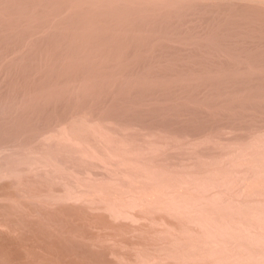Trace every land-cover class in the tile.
<instances>
[{
  "label": "rangeland",
  "instance_id": "obj_1",
  "mask_svg": "<svg viewBox=\"0 0 264 264\" xmlns=\"http://www.w3.org/2000/svg\"><path fill=\"white\" fill-rule=\"evenodd\" d=\"M0 231L37 239L0 264H264V0H0Z\"/></svg>",
  "mask_w": 264,
  "mask_h": 264
},
{
  "label": "bare ground",
  "instance_id": "obj_2",
  "mask_svg": "<svg viewBox=\"0 0 264 264\" xmlns=\"http://www.w3.org/2000/svg\"><path fill=\"white\" fill-rule=\"evenodd\" d=\"M19 241L20 242L27 241L30 243H36L37 239L34 237V235H21L18 237V236L9 235L3 231H0V249H6L8 251L10 250V252H12L16 256L18 254V251L16 248L18 246Z\"/></svg>",
  "mask_w": 264,
  "mask_h": 264
}]
</instances>
